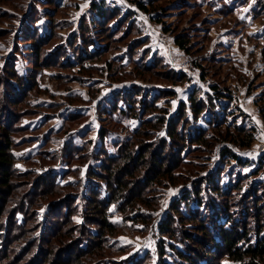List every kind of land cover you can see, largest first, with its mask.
<instances>
[{
	"label": "trees",
	"instance_id": "16d2710c",
	"mask_svg": "<svg viewBox=\"0 0 264 264\" xmlns=\"http://www.w3.org/2000/svg\"><path fill=\"white\" fill-rule=\"evenodd\" d=\"M137 4L146 11L141 2ZM115 15L104 0L93 2L88 17L69 39L70 47L78 41L81 50L74 52L73 59L55 53L51 66L66 70L77 66V73L90 75L103 47L96 45L90 50L88 45L100 32L108 31ZM44 39L39 37V43L35 39L36 47ZM174 41L180 49L187 48L183 35L175 36ZM35 52L39 53L38 48ZM12 56L0 66V264H150L148 252L115 258L132 249V245L120 243L119 237L146 235L152 226L157 227L158 236L155 264H225L224 260L229 264H264V182L247 181L248 175L239 169L249 167V161L233 149L248 148L255 130L228 118L234 113L228 103L220 102L224 94L216 84L211 85L212 93L194 87L171 112V98L177 96L174 88L189 81L188 75L157 56L148 62L143 55L141 62L129 61L140 70L136 75L126 70L121 60H112L105 69L111 70L115 64V74L124 73L127 81L145 82L147 75L166 87L151 93L133 82L97 99L100 145L96 152L91 151L90 140L81 144L67 140L59 150L48 152L44 148L52 136L58 137L84 116L70 112L60 130L45 134L40 126L24 124L25 117H35L42 110L55 115L59 108L31 103L29 93L39 85L36 73H17ZM94 91L88 90L91 99ZM217 103L222 105L221 113ZM131 119L139 122L130 128ZM120 128L126 130V136L108 153L106 134ZM33 132L43 136L42 149L37 159L26 156L24 161L41 167L65 163L68 169L63 175L75 176L76 182L60 183L52 171L18 168L20 158L15 152L31 145L33 139L26 135ZM214 152L218 161L208 169ZM73 164L78 166L72 169ZM80 167L85 169L83 175ZM225 170L231 179L222 184ZM177 186L182 190L169 202L165 214H159L166 191ZM46 194L51 197L42 203ZM113 216L120 221H114Z\"/></svg>",
	"mask_w": 264,
	"mask_h": 264
},
{
	"label": "rangeland",
	"instance_id": "374dc122",
	"mask_svg": "<svg viewBox=\"0 0 264 264\" xmlns=\"http://www.w3.org/2000/svg\"><path fill=\"white\" fill-rule=\"evenodd\" d=\"M50 1L0 0V66L8 63L9 55L13 53L12 60L17 73H36L39 85L29 93L31 103L59 108L55 115L42 110L35 117H25L23 123L31 128L40 126V132L45 134L50 130H60L63 119L70 116V112H80L84 116L79 122L70 124L58 137L52 136L45 151L59 150L67 140L78 144L90 140L89 147L96 152L100 145L96 137L97 99L106 98L117 90L122 91L133 82L151 89V93H157V88L166 87L162 81L153 80L154 77L149 78L147 75L145 82L127 81L124 73L115 74V64H111V70L105 68L112 60H121L126 70L136 75L140 70L133 68L129 61H138L143 55L144 61L148 62L157 56L169 67L190 77L184 85L174 88L177 96L171 98V112L176 108L177 101L186 99L194 87L212 93L211 85L216 84L218 91L224 94L220 102L228 103L229 111L234 113L228 118H235L239 123L254 127V141L251 145L248 148L233 149L249 161V167L239 169L248 175L247 181L264 182V0H104L107 8L115 10L116 15L110 18L108 31L94 36L88 45L90 50H94L96 45L103 47L94 60L90 75L77 73V66L66 70L51 65L57 52L64 53L66 59H73L75 51L79 53L81 44L77 41L70 47L69 39L76 34L83 18L88 17L91 4L101 0ZM52 2L55 6L50 4ZM137 2H141L146 11L140 9ZM28 10L32 11L31 17H28ZM29 18L36 20L28 22ZM107 32L110 33L108 36ZM177 35H183L188 40L185 50L175 44L174 38ZM43 36V43L36 47L35 39L39 43L37 39ZM94 41H97L95 45L92 43ZM37 48L38 54L35 52ZM117 70L122 68L117 67ZM59 73L61 76L56 78ZM202 74L205 77L203 79ZM91 88L97 90L94 91V99H91V93L88 92ZM217 106L221 113L222 105L217 103ZM138 122L136 119L129 120V127H135ZM199 123L204 125L205 121ZM125 131L120 128L106 134L105 148L108 153L115 151V144L125 138ZM26 136L33 139V142L15 152L20 158L16 163L18 168H33L37 172L52 171L60 183L76 182L75 176L63 175L68 169L65 163L43 167L36 162L26 163V156L37 159L44 140L42 135L37 136L35 132ZM217 158V152L210 155L208 169L216 165ZM91 163L96 164L98 161ZM77 166L73 164L72 169ZM252 171H258V174L253 175ZM84 172V167H80V174ZM230 179V173L225 170L222 184H227ZM181 190L182 186L168 188L159 214H165L169 202ZM50 197L46 194L41 202L48 201ZM113 220L120 221V218L113 216ZM156 232L157 227L152 226L146 235L119 237L120 243L132 245V249L115 259L133 253L141 256L148 252L150 264H155L158 259ZM223 262L230 263L227 260Z\"/></svg>",
	"mask_w": 264,
	"mask_h": 264
}]
</instances>
